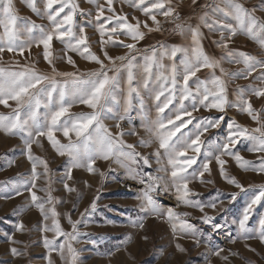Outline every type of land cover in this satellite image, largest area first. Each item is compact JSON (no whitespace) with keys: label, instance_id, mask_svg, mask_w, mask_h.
Listing matches in <instances>:
<instances>
[{"label":"snow or ice","instance_id":"snow-or-ice-1","mask_svg":"<svg viewBox=\"0 0 264 264\" xmlns=\"http://www.w3.org/2000/svg\"><path fill=\"white\" fill-rule=\"evenodd\" d=\"M26 2L36 15L46 18L51 27L46 28L43 24L37 25L34 21H29L27 26L21 29L17 26L18 17L14 13L12 0H0V13H2L0 26L3 28V31L0 32V53L6 49L9 52H18L23 56L26 48L31 49L33 44L37 48L42 45L43 59L52 66V74L38 71L35 65L26 64L15 70L0 66V105L11 108L8 114L0 113V130L9 135L21 134L24 140L27 157L32 162V178L21 187L16 188L13 195L19 196L24 191H28L31 194V203L40 210L45 221L50 218L49 213L51 214V225L45 224L42 229L44 232L52 231L55 234L51 240L47 237L44 239V247L50 250L49 256L52 251H58L61 258L64 259L66 249L68 257H70V264H75L77 252L72 246V241H78L81 235L78 225L82 221H73L69 215L67 219L71 231H65L60 224L59 213L55 207L45 209V203L52 204L53 202L50 187L40 189L48 193L46 201H42L36 192L32 191L36 187V180L40 175L37 173L38 164L44 166L43 175L46 178L48 176L47 162L33 156L32 145L34 143L40 145V138H46L59 156L67 157V179H72L73 168L83 167L89 173L96 172L97 160H111L121 167H127V161H132L137 165H141L142 162L143 167L151 168L149 156L137 152L135 145L126 144L122 139L125 133L121 129L120 121H124L130 116V111L133 108V94L138 100L139 112L144 113L145 109L144 97L141 95L140 89L134 86L135 69L142 70L145 89L152 82L158 88L154 96L158 102L156 104L157 118L155 121L146 123L144 127L158 141L159 149L164 150L163 156L166 158V162H163L159 149L154 153L156 163L161 165L157 172L165 173L164 176L153 175L151 172L129 170L130 178L137 179L139 183L145 185L141 193L135 197L140 201V212L145 216L149 214L167 216L172 222L174 232L179 230L181 233L196 238L195 226L184 218L188 213H178L173 207H168L164 211L155 198L161 192L168 193L174 190L177 207L182 204L199 209L201 213H204L203 223L211 224L213 231L218 230L221 225L213 223L214 217L205 213V208L215 210L217 204H222L223 201L216 199L205 204L191 199L196 194L189 188V183L197 179L200 183H213L211 180L205 181L204 177L205 173L211 175L210 164L215 160L219 166L221 177L227 183L243 190V186L236 178L228 175L225 168L227 161L222 158L225 155L235 159L238 166L245 171L264 173V119L247 98L248 93L257 98L264 97V87L249 85L247 91L244 88H238L236 100L230 101L227 82L222 78L231 75L234 78L248 79L253 72L260 69L257 78L264 83V60H259L243 52H228L221 60L227 59L232 62L233 56H237L238 59L235 62L243 63L245 69L240 72L227 73L221 66V60L205 52L202 44L201 26L206 27L209 32L220 33V39L213 43L222 49H227L229 41L237 34H244L257 40L264 48V20L255 16L256 8L253 7L249 10L239 0H221L220 3L205 5L206 10L199 17L198 25L193 27L176 24V29L182 35L185 33L190 35V45L170 48L160 45L159 48H153L150 54L146 53L143 56L142 65H137L135 63L136 56L133 53L136 49L135 42L144 39L145 32L141 29L160 30L157 15H163L165 18L171 17L173 20L179 19L170 0H125L131 7L140 10L153 24L157 25L156 29H152L146 21H140L136 17L132 18L135 20V23H132L127 15L116 14L112 7L113 0H105L107 7L105 4H100L98 0H88V3L96 6L95 29L99 33L101 49L103 50L106 45H112L128 50L124 55L116 57L109 56L104 51V57L109 62L106 65L104 60L91 51L89 38L85 33L86 25L76 21L77 14L91 17V11L85 13L77 0H42L43 12L37 7L35 0H26ZM195 2L196 0H193V3ZM260 10L264 11V5ZM106 11L110 15H105ZM22 33L27 36V39H21ZM34 33H38V35ZM121 35L130 38L133 43H124L122 40L114 39ZM54 39L65 45V56L61 58H66L67 63L73 67H75V61L67 55L68 51L79 54L99 67L79 75L75 72H58L51 51ZM178 53L182 54L179 58H177ZM165 59L170 63H163ZM217 68L221 73L219 76L215 72ZM202 69L212 70L209 79H200L197 76V73ZM122 70L126 71V80L124 81L127 85L126 89L122 87ZM57 76H62L65 80L60 82L56 79ZM193 78L196 79L193 80ZM190 81L195 85L194 88ZM162 96L165 99L161 106L159 102ZM174 100H178L179 105L176 108L174 119L161 116L160 114L164 113ZM9 101H14L15 107H12ZM185 101H190V105L186 106ZM75 103L86 105L92 111L70 114V109ZM110 103L112 107L109 106ZM113 107L117 109L115 112ZM121 107L122 111H120ZM228 107H235L240 112L247 113L259 126L249 129L236 123L235 120H230L227 123L226 134L216 142L214 150L202 152V148L207 142L201 137L209 129H219L225 121V116L196 117L193 116V113L198 112L201 108L215 109L220 113H225ZM41 108L44 109L42 114ZM107 118L115 119L117 121L115 127L121 130L113 134L104 124V120ZM189 125H192L191 129H188ZM182 129H188V132L185 133ZM57 131L62 132L67 143H62L56 138ZM178 133L179 135H177ZM71 134H74L75 139ZM128 134L135 135L137 133ZM244 140L251 144L247 151L262 154L258 157V165L246 160L238 151H234L237 144ZM151 142V140L141 139L139 143L142 147H148ZM201 156H203L202 162L198 167L193 168ZM190 169L192 171H189ZM100 175L103 176V173L101 172ZM64 187L69 192L75 191L66 182ZM4 198L11 199L13 196L9 195ZM232 199H235V194H232ZM261 200H264V185L259 186L258 193L247 203L243 209L242 217L238 221L240 233L245 239L254 238L247 228V221L253 206L260 203ZM95 206L94 200L91 208L94 210ZM81 216L83 217V214ZM142 220L143 217L132 223L138 224L142 228ZM258 223V238L264 243V215L260 217ZM23 228V222L16 226L17 231H22ZM60 237L64 238L63 242H58ZM8 239L12 243H19L11 236ZM180 250L184 249L180 248ZM250 250L254 251V249ZM10 251L14 256L20 255L15 247ZM222 252V248L213 249V254L216 256H220ZM234 255L236 254L234 253ZM222 259L227 260L228 257L224 256ZM49 264H53L51 259H49Z\"/></svg>","mask_w":264,"mask_h":264},{"label":"rangeland","instance_id":"rangeland-1","mask_svg":"<svg viewBox=\"0 0 264 264\" xmlns=\"http://www.w3.org/2000/svg\"><path fill=\"white\" fill-rule=\"evenodd\" d=\"M35 2L43 12L42 0H35ZM98 2L105 4V0H98ZM220 2L221 0H196L195 3H193V0H170V4L178 13L179 19L173 20L171 17L165 18L163 15H157L160 30L148 31V29L142 28L141 30L145 32V36L144 39L135 42L136 49L133 53L136 56L135 63L142 65L144 62L143 56L146 53L150 54L153 48H159L160 45H166L169 48L190 45V35L188 33L182 35L176 29V24L194 27L199 24V17L205 12V5ZM239 2L249 10L255 7V16L260 20H264V11L260 10L261 6L264 5V0H239ZM77 3L85 13L92 12L91 17L79 14L76 16L77 23L86 25L85 33L89 38L91 51L104 60L106 65L109 62L104 57V51L112 57L127 53L126 48L112 45H106L102 50L99 43V33L95 29V4L88 3V0H77ZM12 5L15 15L18 17L17 26L21 29L25 28L29 21H34L37 25L43 24L46 28L51 27L46 18L36 15L27 6L26 0H12ZM221 6L223 5L221 4ZM105 7H107L106 4ZM112 7L115 9L116 14L127 15L132 23H135L132 18L136 17L140 21H146L152 29L157 27L140 10L131 7L125 0H113ZM105 15H110V13L106 11ZM0 19H2V13H0ZM2 31L3 28L0 26V32ZM201 32L203 33L202 44L205 52L218 60H221L228 52H243L259 60H264V48L257 40L247 35L237 34L229 41L228 48L222 49L213 43V41L220 39L219 32H209L203 26H201ZM34 34L38 35V33ZM21 39H27V36L22 33ZM114 39L122 40L124 43H133L130 38L123 35L114 37ZM51 51L55 68L60 73L86 74L99 67L94 62L82 58L79 54L68 51L67 55L75 61V67H73V65L67 63L66 58H61L65 56V45L55 39ZM42 53L43 46L37 48L35 44L32 45L31 49L26 48L23 56L18 52H9L5 49L3 53H0V66L15 70L17 67L26 64L35 65L38 71L52 74V66L43 59ZM180 55L182 54L178 53L177 58ZM237 59V56H233L232 62L222 59L221 66L229 74L243 71L245 65L235 62ZM163 63L169 64L170 61L165 59ZM117 64H119V61H117ZM134 71L136 72L134 86L140 89V93L144 97L145 109L144 113L139 112V103L135 98V94H133V108L130 111V116L124 121H120L121 129L125 133L122 139L126 144L135 145L137 152L149 156L152 164L151 168L143 167L142 162L141 165H137L132 161H127V167H121L111 160H97L96 172L89 173L83 167L73 168L72 179H67V157L59 156L46 138H40V145L35 143L32 145L33 156L46 161L48 165L47 178L43 175L44 166L42 164L37 165V173L40 175L36 180V187L32 191L36 192L42 201H46L48 193L40 189L50 187L53 202L52 204L45 203V209L55 207L59 213L60 224L65 231H71L67 219L69 215L73 221H82L78 225V231L81 235L78 241H72V246L77 252L75 264H264V243L258 238V222L260 217L264 215V200L253 206L247 221V228L254 238H243L238 224L243 209L250 199L258 193L259 186L264 185V173H257L252 170L245 171L238 166L231 156L225 155L222 157L227 161L225 168L228 175L235 177L243 186V190L227 183L221 177L219 166L215 160L210 164L211 175L205 173L204 177L205 181L211 180L213 183H200L199 179L189 183V188L196 194L191 199L205 204L216 199L223 201L222 204H217L215 210L205 208V213L214 217L213 223L221 225L218 230L213 231L211 224L203 223L202 216L204 213H201L199 209L182 204L177 207L174 190L168 193L161 192L155 198L164 211L168 207H173L178 213H188L187 217L184 218L195 226L197 230L196 238L181 233L179 230L174 232L172 222L169 221L167 216L153 214L145 216L144 213L140 212V201L135 197L141 193L145 185L139 183L137 179L130 178L129 170L133 172H151L153 175L160 176H164L165 173L157 172L161 165L156 163L154 153L159 149V143L144 127L146 123L155 121L157 118L156 104L158 102L154 99V96L158 88L152 82L145 89L143 87L142 70L135 69ZM211 71L202 69L197 73V76L200 79H209ZM260 71V69H257L248 79L234 78L231 75L223 76L222 78L227 82L228 99L230 101L236 100V90L238 88H244L247 91L249 85L264 87V83L257 78ZM215 72L216 75H221L219 68ZM109 75H112V73H109ZM56 79L60 82L65 80L62 76H57ZM195 79L193 78V80ZM125 80L126 71L122 70V87L126 89ZM190 84L193 88L195 87L191 81ZM247 98L253 104L254 109L261 114V118L264 119V97L257 98L248 93ZM164 99V96L160 99L161 106ZM9 104L15 107L14 101H9ZM185 105L189 106L190 101H185ZM109 106L112 107L111 103ZM178 106V100H174L160 115L174 119ZM116 110L113 107V111ZM10 111L11 108L0 105V113L8 114ZM91 111L86 105L75 103L70 109V114L89 113ZM120 111H122V107ZM40 112L42 114L44 109L41 108ZM220 115L225 116V121L221 127L219 129H209L201 137L202 140L207 142L202 148V152L214 150L216 142L226 134L227 123L230 120H235L236 123L249 129L259 126L247 113L240 112L235 107L226 108L225 113H220L215 109L205 110L203 108L193 113V116L196 117L216 118ZM116 123L117 121L112 118L104 120V124L113 134L121 130L115 127ZM191 128L192 125H189L188 129ZM188 129H182V131L187 133ZM131 132L137 134H128ZM55 135L62 143H67V139L62 132L57 131ZM71 135L75 139L74 134ZM141 139L151 140L152 142L148 147H142L139 143ZM250 146V142L244 140L237 144L234 151H238L246 160L258 165V157L262 154L247 151ZM159 151L162 161L166 162V158L163 156L164 150L159 149ZM202 160L203 156L200 157L197 165H194L193 168L198 167ZM101 172L103 176L100 175ZM31 178L32 162L27 157L22 135H9L0 130V264H49V259L52 260L53 264H70V257H68L66 249L65 258L62 259L58 251H52L49 256L50 250L44 247L45 237L50 240L55 237L52 231L44 232L42 230L45 224L51 225V214L49 213L50 218L45 221L40 210L31 203V194L28 191H24L19 196L13 195L16 188L21 187ZM65 182L75 191H67L64 187ZM232 194H235L234 200ZM9 195H12L13 198H4ZM94 200L96 206L93 210L91 205ZM81 214H83V217ZM141 217H143L142 228L138 224L134 225L132 223ZM20 222H23L24 228L22 231H17L16 226ZM9 236L13 240L19 241V243L10 242ZM63 240V237L58 238V242H63ZM233 240L235 242H232ZM13 247L18 249L20 255L14 256L12 254L10 250ZM180 248L184 250L181 251ZM218 248L223 249L220 256L213 254V249ZM250 249H254V251ZM224 256H227L228 259H222Z\"/></svg>","mask_w":264,"mask_h":264}]
</instances>
